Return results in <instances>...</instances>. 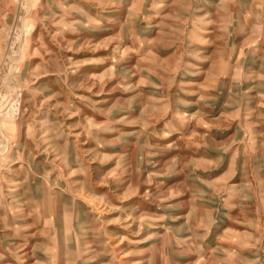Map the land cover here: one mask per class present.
Segmentation results:
<instances>
[{
	"label": "rangeland",
	"instance_id": "obj_1",
	"mask_svg": "<svg viewBox=\"0 0 264 264\" xmlns=\"http://www.w3.org/2000/svg\"><path fill=\"white\" fill-rule=\"evenodd\" d=\"M0 264H264V0H0Z\"/></svg>",
	"mask_w": 264,
	"mask_h": 264
}]
</instances>
